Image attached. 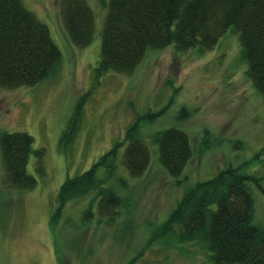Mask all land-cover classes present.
Segmentation results:
<instances>
[{"label": "rangeland", "instance_id": "obj_1", "mask_svg": "<svg viewBox=\"0 0 264 264\" xmlns=\"http://www.w3.org/2000/svg\"><path fill=\"white\" fill-rule=\"evenodd\" d=\"M45 22L61 57L31 86H0V133L24 131L43 148L29 157L36 178L14 186L0 148V264H212L206 243L161 230L170 211L195 183L229 166L239 168L254 199V221L264 228V99L253 86L232 28L208 50L148 49L132 73L97 74L107 0H85L94 36L75 45L64 25L71 0H22ZM106 1V2H105ZM150 163L139 176L123 165L100 167L95 178L115 193L112 212L99 208L98 187L57 210L60 186L86 171L140 116ZM176 127L192 156L178 176L161 164L151 135Z\"/></svg>", "mask_w": 264, "mask_h": 264}, {"label": "trees", "instance_id": "obj_2", "mask_svg": "<svg viewBox=\"0 0 264 264\" xmlns=\"http://www.w3.org/2000/svg\"><path fill=\"white\" fill-rule=\"evenodd\" d=\"M106 2V1H105ZM64 25L71 41L88 45L94 36V17L85 0H71L64 10ZM232 28L239 35L247 74L264 99V0H107L97 74L132 73L148 49L173 45L176 51L208 50ZM61 53L47 24L26 8L22 0H0V86H31L46 78ZM132 123L118 141L90 168L67 178L58 193L57 210L72 198L98 187L99 208L111 211L119 197L96 178L100 167L116 169L120 147L123 165L132 176L150 163L149 148L140 135L142 118ZM161 164L171 176L181 174L192 156L186 132L169 127L154 132ZM24 131L0 133L2 158L10 182L19 189L35 186L27 172L31 155L38 159L43 148L34 147ZM250 175L227 167L213 177L189 187L170 211L161 230H176L182 240L206 243L212 264H264V228L254 221Z\"/></svg>", "mask_w": 264, "mask_h": 264}]
</instances>
